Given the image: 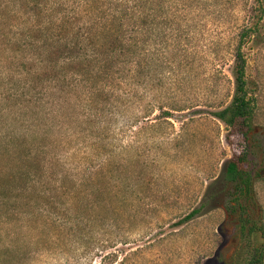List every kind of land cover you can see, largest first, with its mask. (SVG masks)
Here are the masks:
<instances>
[{"label": "rangeland", "instance_id": "1", "mask_svg": "<svg viewBox=\"0 0 264 264\" xmlns=\"http://www.w3.org/2000/svg\"><path fill=\"white\" fill-rule=\"evenodd\" d=\"M184 2L177 21L167 27L165 43L157 32L152 34L153 73L145 79L139 74L142 80L135 85L138 95L145 96L136 98L137 103L122 102L108 117V127L88 116L79 90L68 98L49 92L43 110L27 104L8 108L3 99L8 90L0 87V134L12 133L29 146L48 148L49 172L58 179L52 185L69 172L72 180L83 179L86 193L100 201L97 194H129L126 186L132 180L133 194L145 198L136 199L132 210L120 206L119 226L108 220L112 225L99 231L101 238L115 239V247L105 251L98 243L77 247L38 212L29 218L25 215L31 210L28 202L40 203L46 187L18 194L4 185L17 172L18 163L0 145V257L7 245L16 243L22 255L14 253L9 260L13 264L18 260L21 264H102L110 251L118 252L120 260L131 254L127 264H238L246 261L254 243L264 244V0ZM259 16L258 32L244 45L254 106L247 144L252 189L239 195L223 176L226 161L235 154L229 138L232 128L213 112L233 99L237 35ZM5 62L0 67L9 65ZM124 90L117 85L115 95ZM147 113L150 116L143 117ZM105 145L124 173L121 191L117 186L111 192L102 174L97 176L106 166L100 167L105 159L84 162L83 156L91 157ZM58 156L68 160L60 164ZM107 167L102 172L108 176ZM202 205L199 215L180 223ZM123 234L130 242L116 243ZM9 262L0 258V264Z\"/></svg>", "mask_w": 264, "mask_h": 264}, {"label": "trees", "instance_id": "2", "mask_svg": "<svg viewBox=\"0 0 264 264\" xmlns=\"http://www.w3.org/2000/svg\"><path fill=\"white\" fill-rule=\"evenodd\" d=\"M184 1L0 0V65L6 64L5 60L9 61L5 69L0 67V87L8 90L3 94L6 106L13 108L27 104L44 110L49 92L65 94L68 98L79 90L81 99L87 103L88 116L95 117L94 122L99 126L105 123L108 127V117L115 113L122 102L125 105L137 103L136 98L143 99L145 96L138 95L135 85L139 81V74L145 79L153 73L149 55L152 34L157 32L162 43H165L169 36L167 27L177 21L180 15L178 8L186 4ZM261 20L262 16H259L251 26L241 27L234 46L233 99L227 106L213 112L215 117L232 128L229 138L235 154L226 161L223 176L227 182L235 185L239 195L250 193L252 189L247 144L254 106L248 90L244 45L258 32ZM138 66L140 71L137 70ZM13 69L20 78L12 72ZM147 84L144 86L146 91ZM117 85L124 86L126 90L115 95ZM153 112L150 110L148 113ZM148 113L143 117H149ZM21 139H16L12 133L7 136L0 134L3 152H9L18 163L17 172L5 180L9 184H3L9 185L18 194L33 192L40 185L50 191L40 188L46 195L38 204L28 202L31 210L28 214L25 211V215L29 218L33 212H38L46 218L51 228L64 231L77 247L84 244L90 247L93 243H98L97 246L103 251L115 247V239L101 238L98 233L106 229L105 225L115 223L119 226L120 206L132 210L136 199L145 200L133 194L132 180L126 186L129 194H97L101 200L95 201L92 199L95 194L86 193L84 180H72L74 176L69 172L60 179V183L52 185V181L57 182L58 179L49 172L51 155L48 148L29 146ZM14 141H17V145L12 147ZM106 147H98V152L91 157L83 156L84 162L105 159L100 167L108 166L109 175L102 172V167L97 176L102 174L111 192L117 186L121 191L125 184L124 173L121 174L120 164L113 161V155L108 153L110 151ZM132 159L133 156L128 155L129 162ZM67 160L63 156L57 157L60 164ZM85 168L86 171L91 170L90 166ZM52 194L54 196H50ZM203 208V205L195 208L180 223L191 221ZM108 220L112 224L107 223ZM250 232L255 230L251 228ZM129 239L127 234H123L116 243H128ZM248 251L246 261L238 264H264V244L254 243ZM21 252L22 248L13 243L5 247L0 258L9 262L14 253L21 256ZM130 256L120 260L118 252L110 251L104 255L102 264H127ZM17 262L21 264V260Z\"/></svg>", "mask_w": 264, "mask_h": 264}]
</instances>
